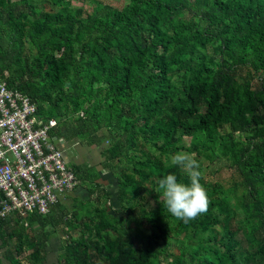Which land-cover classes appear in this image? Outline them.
<instances>
[{"label": "trees", "instance_id": "trees-1", "mask_svg": "<svg viewBox=\"0 0 264 264\" xmlns=\"http://www.w3.org/2000/svg\"><path fill=\"white\" fill-rule=\"evenodd\" d=\"M0 76L55 120L56 148L100 157L70 204L82 170L65 159L72 190L0 219V264H44L51 234L52 264H264V0H0ZM178 151L195 154L209 198L187 223L156 191L168 174L190 183ZM214 162L226 185L203 178Z\"/></svg>", "mask_w": 264, "mask_h": 264}, {"label": "built area", "instance_id": "built-area-1", "mask_svg": "<svg viewBox=\"0 0 264 264\" xmlns=\"http://www.w3.org/2000/svg\"><path fill=\"white\" fill-rule=\"evenodd\" d=\"M55 123L39 117L29 98L0 76V219L44 214L76 185L63 149L50 140Z\"/></svg>", "mask_w": 264, "mask_h": 264}, {"label": "clouds", "instance_id": "clouds-1", "mask_svg": "<svg viewBox=\"0 0 264 264\" xmlns=\"http://www.w3.org/2000/svg\"><path fill=\"white\" fill-rule=\"evenodd\" d=\"M170 162L182 168L190 183L178 182L176 175L168 174L158 180L156 191L160 193L167 212L187 223L207 212L209 198L200 183L201 172L195 154L178 151L171 156Z\"/></svg>", "mask_w": 264, "mask_h": 264}, {"label": "rangeland", "instance_id": "rangeland-1", "mask_svg": "<svg viewBox=\"0 0 264 264\" xmlns=\"http://www.w3.org/2000/svg\"><path fill=\"white\" fill-rule=\"evenodd\" d=\"M93 1L95 2L97 1L101 3L102 5H110L113 8L114 7L118 8L123 4V0H71L72 4L74 3L75 5H81L83 8H85L89 3H93ZM24 52L31 54V51H29L26 47H25ZM253 83H256L255 78L253 80ZM91 91L94 93V95H98L100 93V88L98 85H94L91 88ZM59 140L61 143L60 146L61 147L64 146L63 149H64L65 159L70 160V162H76L78 164H81V170H82L80 173L77 174L78 184H77L75 191L71 192L64 198L65 204L68 205L75 200L73 198V195L75 194L84 195L86 193V186L83 185V183L86 182V180H84L83 178V174H84L83 170L89 164H96L97 165L96 168H100V166L97 163V161H100V157H99L98 152L92 154L90 151L89 152L84 151L82 146L81 148L77 145L73 146V145L65 144L62 139H59ZM106 144L107 142H104V146H106ZM99 173L101 175L100 179L102 180L109 177L107 178L108 182H106V185L104 187L109 193L108 198L107 199L99 198V202H100L99 206L104 207L106 210L108 209V211H110V204L113 206L116 205V201L114 200V194H112L113 186L110 184V182L112 183L113 179L107 174L106 170H99ZM228 176H229V170L226 169L223 165H221L218 162L211 163V165L208 166L203 172L204 179L216 180V181H219L223 185L227 184ZM99 191H100V188H97V190L93 193V196L91 197L93 198L94 195L99 193ZM146 205L152 206L153 203L151 202V200H148ZM51 237H53L51 238L52 241L49 244H47V246L45 247L46 259L44 261V264L54 263V250L56 248V236L51 234ZM4 249H5L4 247L0 246V255ZM21 262H24V260H22Z\"/></svg>", "mask_w": 264, "mask_h": 264}]
</instances>
